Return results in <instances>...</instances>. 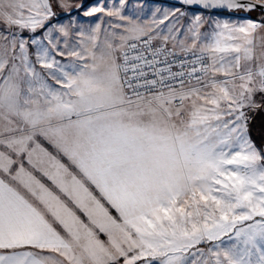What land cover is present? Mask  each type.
<instances>
[{"label":"snow or ice","instance_id":"1","mask_svg":"<svg viewBox=\"0 0 264 264\" xmlns=\"http://www.w3.org/2000/svg\"><path fill=\"white\" fill-rule=\"evenodd\" d=\"M0 264H264V0H0Z\"/></svg>","mask_w":264,"mask_h":264},{"label":"rangeland","instance_id":"2","mask_svg":"<svg viewBox=\"0 0 264 264\" xmlns=\"http://www.w3.org/2000/svg\"><path fill=\"white\" fill-rule=\"evenodd\" d=\"M95 0H88V3H94ZM253 16H255V13L252 14Z\"/></svg>","mask_w":264,"mask_h":264}]
</instances>
